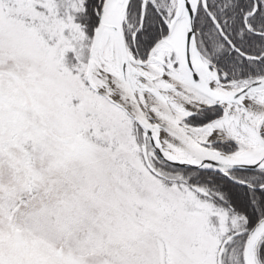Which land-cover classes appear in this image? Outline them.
Masks as SVG:
<instances>
[{
    "label": "snow or ice",
    "instance_id": "snow-or-ice-1",
    "mask_svg": "<svg viewBox=\"0 0 264 264\" xmlns=\"http://www.w3.org/2000/svg\"><path fill=\"white\" fill-rule=\"evenodd\" d=\"M0 264H264V0H0Z\"/></svg>",
    "mask_w": 264,
    "mask_h": 264
}]
</instances>
